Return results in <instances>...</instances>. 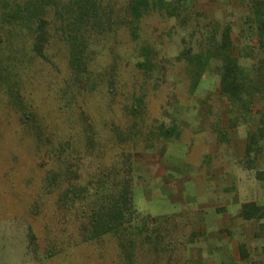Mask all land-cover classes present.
I'll return each mask as SVG.
<instances>
[{
	"label": "rangeland",
	"instance_id": "rangeland-1",
	"mask_svg": "<svg viewBox=\"0 0 264 264\" xmlns=\"http://www.w3.org/2000/svg\"><path fill=\"white\" fill-rule=\"evenodd\" d=\"M32 1L0 0V264H264L258 0H154L132 24L126 0H104L110 26L77 79L58 36L50 61L33 55ZM125 187L131 205L111 219ZM247 202L258 217L242 216Z\"/></svg>",
	"mask_w": 264,
	"mask_h": 264
},
{
	"label": "trees",
	"instance_id": "trees-1",
	"mask_svg": "<svg viewBox=\"0 0 264 264\" xmlns=\"http://www.w3.org/2000/svg\"><path fill=\"white\" fill-rule=\"evenodd\" d=\"M43 1L44 0H36L32 1L35 3H28L33 11L31 15L36 19L33 22V40L31 45L33 55L43 60L50 61L51 58L47 53V49L51 37L56 35L61 40L65 41L71 50L68 64L73 76L77 79L79 76L84 77L86 74H91L93 72L91 61L98 56L99 52H93L94 49L90 45V36L91 38L94 37L97 39L103 31L97 32L95 30L97 26L102 27L104 22L107 21L108 26H110L112 5L107 1V3H103L104 0H88V2L85 0H76L74 3H65L62 8L56 7L54 12L56 14L62 13L56 15L55 18H47L42 11ZM53 1L55 2V0ZM182 1L183 0H171L167 4L179 5ZM153 2L154 0H126L125 5L127 8L130 7L131 10L128 15L131 24L134 22L132 19L138 20L141 14H144L145 9L149 8ZM125 5L123 2L120 8L121 11H125ZM255 6L256 7L250 11L248 17H251L254 22H257L255 37L260 42V45L264 46V1H255ZM175 10L172 11V14H175ZM64 13H66L65 16ZM50 19L58 25L51 26ZM52 27L54 29L53 32L51 31ZM229 34V26H227L223 30L221 38L222 46L225 49L231 46ZM108 36L112 37V35L109 34ZM108 39L109 37L106 41H108ZM252 39H254V37H252ZM229 54L227 50L224 55V71L221 86L224 93H227L230 98H235L238 96L240 85H243V82L237 77L239 70L237 68L236 59L232 58ZM109 67L106 73L112 76L114 72L112 63ZM113 204V210L117 208L118 212H109L111 213V219L122 217L123 208L121 205L124 208L131 205V194L128 187L122 190L120 198H117ZM259 209L260 207L256 206L254 203L247 202L243 204L241 213L244 218L258 217Z\"/></svg>",
	"mask_w": 264,
	"mask_h": 264
}]
</instances>
